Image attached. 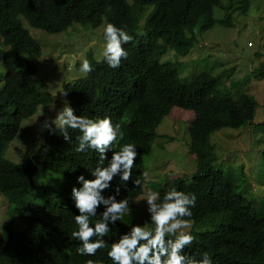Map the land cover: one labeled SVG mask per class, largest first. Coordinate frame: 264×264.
<instances>
[{
    "label": "trees",
    "instance_id": "trees-1",
    "mask_svg": "<svg viewBox=\"0 0 264 264\" xmlns=\"http://www.w3.org/2000/svg\"><path fill=\"white\" fill-rule=\"evenodd\" d=\"M251 2L0 0V194L5 195L9 213L1 228L0 264H87L89 260L113 264L108 252L111 244L133 226L131 211L147 181L142 176L145 160L166 116L190 119L186 120L190 151L196 155L197 168L190 180L169 177L158 192L162 198L174 186L178 191L194 193L197 202L193 215L185 219L217 225L212 230L189 231L194 241L183 254L201 260L207 252L213 264H264V208H254L252 199L218 166L217 145L212 141V135L221 128L251 123L258 107L257 97L242 88L235 93L222 90L221 79L208 70L195 72L196 77L186 82L176 63L162 60L170 49L180 55L190 52L198 30H208L217 23L231 26V10L247 14ZM217 6L227 10L223 18L214 17ZM26 23L50 32L64 31L74 23L93 28L112 23L133 37L122 45L129 56L118 69L110 68L104 57L98 59L90 51L87 60L93 71L62 86L77 116L93 120L108 117L114 125H121L124 138L114 151L133 144L140 154L132 169V180L140 179L142 187L131 181L125 185L115 177L112 188L104 193L115 194V188L120 187L117 200L128 199L130 212L109 225L111 230L104 237L107 246L94 256L78 254L80 242L71 238V232L77 229L74 217L79 214L72 188L82 186L77 181L80 175L94 178L91 172L100 166L99 154L91 149L77 153L76 137L80 133L69 130L71 142H66L59 132L48 131L33 155L21 162L4 155L23 121L34 115L40 105L48 106L54 101L52 88H47L44 78L37 74L42 44ZM256 75L264 77V63ZM258 130L264 133V122L259 123ZM107 155L110 160L112 152ZM261 156L264 158V149ZM107 164L105 160L103 166ZM51 165L65 178L63 188L52 191L45 185L46 197L39 200L36 195L40 179ZM103 211L101 206L97 216L90 219V226L94 227Z\"/></svg>",
    "mask_w": 264,
    "mask_h": 264
},
{
    "label": "rangeland",
    "instance_id": "rangeland-1",
    "mask_svg": "<svg viewBox=\"0 0 264 264\" xmlns=\"http://www.w3.org/2000/svg\"><path fill=\"white\" fill-rule=\"evenodd\" d=\"M251 1L247 14L231 10V26L217 23L208 30H198L197 40L190 52L180 55L170 49L162 60L176 63L181 78L186 82H191L196 77L193 76L195 72L208 70L221 79L222 90L235 93L242 88L257 97L258 107L251 123L240 128H221L212 135V141L217 145L218 166L233 177L245 196L252 199L254 208L261 209L264 208V158L261 156L264 133L258 129L259 123L264 122V77H258L256 71L264 63V0ZM226 14L225 8L215 7L216 19L223 18ZM141 20L144 23V19ZM26 25L42 44V54L37 60V74L44 78L42 81L47 88H52L50 91L54 95V101L48 106L40 105L34 115L26 118L17 136L9 143L4 155L16 162L28 159L43 143L49 131L42 129L45 120H54L64 107L65 100L70 104L69 99L61 94L64 82L86 74L79 70L82 61L88 58L90 51L101 59L106 43L102 36L104 25L93 28L74 23L60 32H50L28 23ZM1 66L5 71L4 66ZM186 120L166 116L158 126V135L145 160L149 178L144 191L135 199L136 205L131 211L133 225L144 226L148 222L151 227L144 199L148 190L159 191L171 176H184L190 180L196 171V155L190 151L191 136ZM52 127L55 128V125ZM64 180L54 166H49L40 179L36 196L39 200L46 197L45 185L52 191L61 190ZM8 217L5 195L0 194V235L3 220ZM188 220L190 228L184 229L185 232H202L217 226L211 222L195 223L192 219Z\"/></svg>",
    "mask_w": 264,
    "mask_h": 264
},
{
    "label": "clouds",
    "instance_id": "clouds-1",
    "mask_svg": "<svg viewBox=\"0 0 264 264\" xmlns=\"http://www.w3.org/2000/svg\"><path fill=\"white\" fill-rule=\"evenodd\" d=\"M132 39L124 28L112 23L104 26L106 43L103 57L110 68L118 69L122 61L128 59L129 53L122 45L130 43ZM79 70L91 73L93 66L89 60L84 59ZM61 94L67 97L69 93L64 91ZM42 129L53 134L59 132L66 142L72 141L69 130L78 131L80 134L76 137L78 146L75 151L84 153L91 149L99 154L100 166L91 172L94 178L85 179L84 175H80L77 181L82 186L72 188V200L79 214L74 217L77 229L71 232V238L80 242L76 249L78 254L94 256L98 250L107 246L104 237L111 230L109 225H115L130 212L128 199L117 200L120 187L115 188V194L105 196L104 193L112 188L115 177H119L125 185L131 181L134 186L142 187L140 179L132 180V169L140 154L133 144H124L119 151H114L115 146L124 138L121 125H114L108 117L93 120L77 116L67 100L54 120H45ZM110 151L112 156L109 160L107 154ZM105 160H108L107 166H103ZM142 176L146 181L149 173L145 171ZM144 199L151 227L148 222L144 226L134 224L121 235L118 242L112 243L108 256L113 264H213L207 252L202 254L201 260L183 254L184 249L194 241L193 235L184 231L190 228V221L185 218L192 217V209L196 206L197 196L194 193L187 194L172 186L162 198L160 192L148 190ZM101 206L104 211L100 219L94 227L90 226V219L97 216ZM87 264L94 262L89 260Z\"/></svg>",
    "mask_w": 264,
    "mask_h": 264
}]
</instances>
